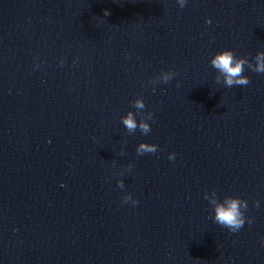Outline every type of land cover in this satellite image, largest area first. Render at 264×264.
<instances>
[{"label": "clouds", "instance_id": "9594fccd", "mask_svg": "<svg viewBox=\"0 0 264 264\" xmlns=\"http://www.w3.org/2000/svg\"><path fill=\"white\" fill-rule=\"evenodd\" d=\"M177 2L180 7L186 5V0H177ZM109 14L108 10H104V16H108ZM206 23L210 24L211 20L207 19ZM253 59L255 63L249 60L248 57L237 56L231 49H224L215 53L210 60V64L218 73L215 77L216 82L220 83L222 77L223 84L229 88L233 86L248 85L250 80L244 75L245 66H247L252 72L264 74V51L257 52ZM175 75L176 73L174 71H163L157 80L163 83H168ZM155 82L156 80L153 81V83ZM133 107L137 110V114L143 115L141 110L145 109L146 105L142 98H137L133 101ZM137 114L129 111L121 118L122 123L129 133H133L139 128L142 134L147 135L151 131L150 125L147 121L152 119V113L148 112L146 117L140 119L139 123L136 119ZM157 147L158 146L155 144L141 142L136 148V152L140 155L145 153H155ZM174 157V153L169 155V159H174ZM119 186L122 188L123 182H120ZM213 195L215 196V192ZM204 198L208 200L214 208V221L227 228L229 231H239L244 226L246 220L249 224L252 223V220L244 215V212L248 209V202L246 200L233 196H225L222 201L216 198L209 200L206 194ZM127 199L128 198L125 197L124 201L127 202ZM134 203H137V201H134Z\"/></svg>", "mask_w": 264, "mask_h": 264}]
</instances>
